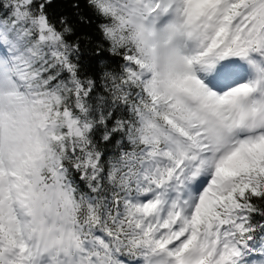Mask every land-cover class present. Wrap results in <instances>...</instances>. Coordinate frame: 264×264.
<instances>
[{
	"label": "snow or ice",
	"instance_id": "snow-or-ice-1",
	"mask_svg": "<svg viewBox=\"0 0 264 264\" xmlns=\"http://www.w3.org/2000/svg\"><path fill=\"white\" fill-rule=\"evenodd\" d=\"M0 264H264V0H0Z\"/></svg>",
	"mask_w": 264,
	"mask_h": 264
}]
</instances>
